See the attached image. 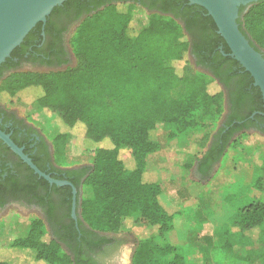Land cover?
<instances>
[{"label":"trees","instance_id":"trees-1","mask_svg":"<svg viewBox=\"0 0 264 264\" xmlns=\"http://www.w3.org/2000/svg\"><path fill=\"white\" fill-rule=\"evenodd\" d=\"M71 5L79 15L102 6L86 15L71 38L76 65L15 71L0 82L3 102L11 101L21 90L39 87L38 105L76 131L83 148L96 152L92 164L67 171L68 175L76 173V186L83 177L82 188L91 189V196L81 198L79 205L80 229L72 228L67 238L75 240L80 232L82 242L85 235L94 232L129 231L136 238L131 264H209L188 261L179 246L169 242L167 235L181 210L164 204L157 173L147 169L146 161L161 147L154 135L156 123L175 126L166 139L204 128L200 147L206 148L210 138L215 142L201 152L204 161L198 163V170L204 173L212 160L222 156L233 132L243 126L235 125L223 134L225 127L220 126L210 137L211 128L224 111L221 85L237 78L242 90L252 84L253 78L229 55L230 49L212 17L187 0H161L159 6L150 5L158 12L148 15L147 26L141 29L133 24L139 4L132 0H65L51 10L46 24L49 16ZM243 10L240 6V30L257 50L264 48V0ZM41 25L38 22L10 56ZM9 60L7 57L0 69ZM212 85L219 89L214 90ZM251 89L260 106L259 88L252 85ZM233 118L236 116H230L225 124ZM68 135V131L59 132L53 141L56 160ZM39 182L47 183L43 178ZM256 187L264 189V170ZM229 222L226 232H238L250 242L259 241L264 238V202L250 200L239 209L238 218ZM106 240L101 236L88 242L97 245ZM81 242L76 241L79 246L72 258L50 235L43 220L34 218L26 236L15 240L10 248H0V264H95L83 252Z\"/></svg>","mask_w":264,"mask_h":264},{"label":"rangeland","instance_id":"rangeland-1","mask_svg":"<svg viewBox=\"0 0 264 264\" xmlns=\"http://www.w3.org/2000/svg\"><path fill=\"white\" fill-rule=\"evenodd\" d=\"M147 23L148 15L143 9L137 8L134 13V26L141 29L146 27ZM260 49L264 54V48ZM75 65L76 58L73 54L71 64L62 69ZM212 87L214 90L219 89L216 85ZM40 93L41 89L34 86L21 90L11 98L9 106L26 116L50 143H53L59 132H69L61 153L57 156V164L65 166L92 164L95 150L83 148L76 131L65 126L55 114L38 105L35 100ZM223 114L224 111L211 128L210 137L220 127ZM174 129L175 126L171 123H156L154 135L160 140L161 147L150 154L146 161L147 169L157 173L164 204L177 206L181 210L175 216L174 228L167 235L169 242L179 246L190 262L264 264V238L250 242L238 232H230L232 234L221 238L218 230L212 225L209 227L201 222L204 208H207V213L219 211L228 217L223 226L228 229L229 220L238 218L239 209L247 202L250 200L264 202V189L256 187V180L264 170V135L252 131L235 135L228 142L211 173L200 174L195 170L194 164L205 149L199 144L204 128L180 132L171 139H166L167 132ZM205 189L209 190L211 195L204 192L202 194ZM220 191L221 196H225L224 204L219 202L220 197L217 193ZM90 196L91 189L82 188L81 198ZM34 218H39L35 211L17 208L1 210L0 248H10L15 240L26 236ZM149 232L146 231V234ZM124 234L129 240V246L122 252L123 261L124 264H131L136 238L129 231H125Z\"/></svg>","mask_w":264,"mask_h":264},{"label":"flooded vegetation","instance_id":"flooded-vegetation-1","mask_svg":"<svg viewBox=\"0 0 264 264\" xmlns=\"http://www.w3.org/2000/svg\"><path fill=\"white\" fill-rule=\"evenodd\" d=\"M132 1L138 3L139 8L143 9L147 15L158 12L156 7L149 8L150 5H161V0ZM89 6L93 8V4L90 3ZM100 8L102 6L97 9ZM97 9L79 15L74 6H63L49 16L47 24L45 20L41 28L27 40L24 46L20 47L13 55L8 56L10 60L0 69V82L15 71L57 70L71 64L73 60L71 38L86 15L92 14ZM241 17L238 18L241 19ZM258 51L263 54L261 49ZM197 67L204 70L200 66ZM238 80L231 78L227 85H221L224 92V114L220 126L225 127L221 134L226 129L237 127L235 125H243L233 132L230 140L245 131L264 135V99L261 95L260 106H257L256 94L251 89V86L254 85L253 82L242 88V91L239 89L241 85ZM233 115L236 118L225 124ZM0 131L7 134L41 171L49 174L53 179L70 182V184H56L39 176L0 138V211L6 208H17L37 212L50 235L60 241L62 248L74 258L76 247L79 246L76 241L81 242V233L79 232L75 240L69 239L67 236L72 228L78 231L80 229L78 222L81 220L79 205L83 177L80 179V184L76 186V173L68 175L67 171L76 170L83 165L57 164L53 143H50L26 116L10 107L8 102L1 100ZM221 137L222 135L219 136V138ZM212 140L210 138L205 150L215 144ZM220 142L222 141L220 140ZM202 159V155L196 159L195 170L200 174H210L218 160H212L202 173L198 170V163L204 161ZM42 178L47 182L46 185L40 184L39 181ZM73 187L76 189L75 193H73ZM37 197L41 198L40 202ZM124 233L94 232V234L85 235L81 242L82 250L87 253V257H91L95 264H122V252L129 246V240ZM57 235L69 241L70 246L65 240H60ZM101 236L107 240L97 245L88 242L90 240L97 241Z\"/></svg>","mask_w":264,"mask_h":264},{"label":"water","instance_id":"water-1","mask_svg":"<svg viewBox=\"0 0 264 264\" xmlns=\"http://www.w3.org/2000/svg\"><path fill=\"white\" fill-rule=\"evenodd\" d=\"M65 0H0V64L21 43L26 34L38 23H44L51 10ZM260 0H187L189 4L203 7L216 24L217 32L230 49L229 55L253 78L264 99V54L258 51L243 34L237 22L239 6L245 10ZM242 16V15H241ZM0 138L16 152L39 176L56 184H70L50 177L41 171L22 152L7 134L0 131ZM76 189L73 187V193Z\"/></svg>","mask_w":264,"mask_h":264},{"label":"crops","instance_id":"crops-1","mask_svg":"<svg viewBox=\"0 0 264 264\" xmlns=\"http://www.w3.org/2000/svg\"><path fill=\"white\" fill-rule=\"evenodd\" d=\"M194 168L196 169V167H194ZM203 192L206 193V194L209 193V195H211L209 190H206V189L203 190L202 194H203ZM221 194H222L221 191H220V193L219 192L217 193L218 197H220L219 198V202L224 204L225 196H223V195L221 196ZM202 215H203V217H201V222L205 223L209 227L212 225L213 228L218 230V232H219L218 234L221 236V238H225L228 235L232 234L230 232H226L225 229L223 228L224 223L228 219V217L223 215V213H220L219 211H211L210 213H207V208H204V213H202ZM130 263H131V259H130ZM122 264H124L123 259H122Z\"/></svg>","mask_w":264,"mask_h":264}]
</instances>
